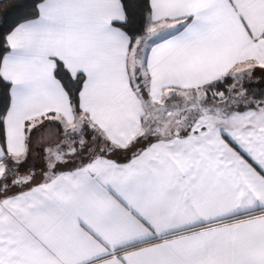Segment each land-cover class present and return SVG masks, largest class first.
<instances>
[{"label": "snow or ice", "instance_id": "1", "mask_svg": "<svg viewBox=\"0 0 264 264\" xmlns=\"http://www.w3.org/2000/svg\"><path fill=\"white\" fill-rule=\"evenodd\" d=\"M0 13V264H264V0Z\"/></svg>", "mask_w": 264, "mask_h": 264}, {"label": "trees", "instance_id": "2", "mask_svg": "<svg viewBox=\"0 0 264 264\" xmlns=\"http://www.w3.org/2000/svg\"><path fill=\"white\" fill-rule=\"evenodd\" d=\"M12 22V17L9 16L7 23ZM5 18L2 13H0V28H3L5 26ZM246 86L250 87L251 91L255 93L264 92V72H261L260 75L258 74L255 79H252L249 82H246ZM6 102V96L2 88H0V108L3 107V105Z\"/></svg>", "mask_w": 264, "mask_h": 264}, {"label": "rangeland", "instance_id": "3", "mask_svg": "<svg viewBox=\"0 0 264 264\" xmlns=\"http://www.w3.org/2000/svg\"><path fill=\"white\" fill-rule=\"evenodd\" d=\"M260 73H261V71L260 70H257L256 73H255V75H254V78L253 79H255L258 74L260 75Z\"/></svg>", "mask_w": 264, "mask_h": 264}]
</instances>
